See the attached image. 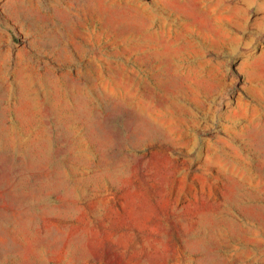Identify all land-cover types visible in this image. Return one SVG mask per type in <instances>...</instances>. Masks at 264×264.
Masks as SVG:
<instances>
[{"label":"rangeland","instance_id":"obj_1","mask_svg":"<svg viewBox=\"0 0 264 264\" xmlns=\"http://www.w3.org/2000/svg\"><path fill=\"white\" fill-rule=\"evenodd\" d=\"M0 264H264V0H0Z\"/></svg>","mask_w":264,"mask_h":264}]
</instances>
